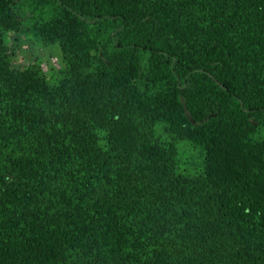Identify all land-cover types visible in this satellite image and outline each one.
Returning <instances> with one entry per match:
<instances>
[{
	"label": "trees",
	"instance_id": "obj_1",
	"mask_svg": "<svg viewBox=\"0 0 264 264\" xmlns=\"http://www.w3.org/2000/svg\"><path fill=\"white\" fill-rule=\"evenodd\" d=\"M37 4L66 73L0 39V264H264V0Z\"/></svg>",
	"mask_w": 264,
	"mask_h": 264
},
{
	"label": "rangeland",
	"instance_id": "obj_2",
	"mask_svg": "<svg viewBox=\"0 0 264 264\" xmlns=\"http://www.w3.org/2000/svg\"><path fill=\"white\" fill-rule=\"evenodd\" d=\"M39 0H21L20 16L23 19L21 32L0 31V39L4 41V46L10 67L16 71H23L33 66H39L43 75L50 84H57L65 76L66 68L63 63L60 49L57 45H45L38 39L32 30V24L40 20L41 17L48 18L49 12L41 16ZM19 8V7H18ZM145 60L143 61V67ZM156 135L163 140H170V136L163 127L156 128ZM264 136V131L256 138ZM179 147L180 165L182 169H187L194 173L201 167V149L186 142L177 143Z\"/></svg>",
	"mask_w": 264,
	"mask_h": 264
}]
</instances>
